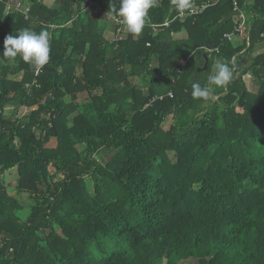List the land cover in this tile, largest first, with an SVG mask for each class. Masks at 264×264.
Masks as SVG:
<instances>
[{
	"label": "trees",
	"instance_id": "obj_1",
	"mask_svg": "<svg viewBox=\"0 0 264 264\" xmlns=\"http://www.w3.org/2000/svg\"><path fill=\"white\" fill-rule=\"evenodd\" d=\"M89 1L0 0V55L22 29L52 34L37 76L0 56V264H264V0H237L249 44L223 38L231 0L184 20L158 0L138 37ZM217 61L232 81L193 98Z\"/></svg>",
	"mask_w": 264,
	"mask_h": 264
},
{
	"label": "clouds",
	"instance_id": "obj_2",
	"mask_svg": "<svg viewBox=\"0 0 264 264\" xmlns=\"http://www.w3.org/2000/svg\"><path fill=\"white\" fill-rule=\"evenodd\" d=\"M177 11H187L193 6V0H171ZM158 0H120L117 8L110 0V8L106 16L120 18L126 30L135 36L142 33L148 22L149 11L156 7ZM52 34L47 29L39 33L28 28L22 29L18 34L9 35L4 40V51L0 55L15 60L19 58L23 62L34 64L43 68L50 60ZM234 68L228 63L217 61L214 74L210 75L202 86L199 82H193V98L203 101L214 99L213 86L226 87L233 79ZM26 87V86H25Z\"/></svg>",
	"mask_w": 264,
	"mask_h": 264
},
{
	"label": "built area",
	"instance_id": "obj_3",
	"mask_svg": "<svg viewBox=\"0 0 264 264\" xmlns=\"http://www.w3.org/2000/svg\"><path fill=\"white\" fill-rule=\"evenodd\" d=\"M199 1L200 0H194L193 6L191 7V9H189L187 11H183V12L176 11L173 20H177V19L178 20H184L188 17L201 14L205 9H207L212 4L210 1H206V0L205 1L201 0V2H199ZM215 1H218V0H215ZM231 1H232V6H233L234 11H235L234 27H233V31L230 33L224 34L223 38H224V40H227L229 42L235 41L236 39L245 40L246 43L249 44V33H250L251 27H250V23L248 22V19H247V17H248V13L246 10L247 9V3H244L243 7H240L237 0H231ZM84 3L85 4H91V1L84 0ZM172 12H173V10H170V12L167 16V19L160 26H168L169 25V16L171 15ZM108 19L113 21L117 25L120 24V18H116L115 16H108ZM152 27L155 30V28L157 26L153 25ZM119 31L120 30H117V32H119ZM38 74H39V68L37 67L35 70V75L37 76ZM25 86H26V88H28L29 84H26ZM167 95L169 97H172L171 93H168ZM155 99L161 100L162 96L155 97Z\"/></svg>",
	"mask_w": 264,
	"mask_h": 264
},
{
	"label": "rangeland",
	"instance_id": "obj_4",
	"mask_svg": "<svg viewBox=\"0 0 264 264\" xmlns=\"http://www.w3.org/2000/svg\"><path fill=\"white\" fill-rule=\"evenodd\" d=\"M26 12H27V9H26ZM116 32L113 30V29H107L105 31V39L106 40H109L110 42L114 41V39L116 38ZM125 37V34H123V38ZM138 37V36H136ZM203 69V68H202ZM214 74V69L211 71L210 75ZM209 75V76H210ZM208 76V77H209ZM21 77H17V79L19 80ZM244 81L247 83V86H248V89H250L251 91L256 89V85H257V80L254 79L252 76L250 75H247L244 77ZM134 82L135 83H139L138 79H134ZM168 90V85L167 84H162L160 87H157V91L161 94V93H165L166 91ZM220 96V95H219ZM218 95H215L214 96V100H216L218 97ZM86 93L85 92H81L79 93L78 95V99L81 103H83L86 99ZM12 110L13 108H6L5 111H4V114L5 116H10L12 114ZM32 111V108H27V107H23L21 108L20 110L17 111V117L19 119H21L22 117L28 115L30 112ZM171 120L170 117H168L166 119V121L164 122L163 124V128L164 129H167V125H168V122ZM110 156V153H104V152H99L96 154V161H99V162H104L106 160H108L109 156ZM3 179L4 181L13 186L14 183H16V179H17V169H14L12 171H9L7 173H5L3 175ZM16 199L17 201L22 205V206H26L27 203H29V199H28V195L26 194H18L16 196ZM187 264V263H186Z\"/></svg>",
	"mask_w": 264,
	"mask_h": 264
},
{
	"label": "water",
	"instance_id": "obj_5",
	"mask_svg": "<svg viewBox=\"0 0 264 264\" xmlns=\"http://www.w3.org/2000/svg\"><path fill=\"white\" fill-rule=\"evenodd\" d=\"M206 69H207V63L204 65L203 69L200 71H206Z\"/></svg>",
	"mask_w": 264,
	"mask_h": 264
},
{
	"label": "crops",
	"instance_id": "obj_6",
	"mask_svg": "<svg viewBox=\"0 0 264 264\" xmlns=\"http://www.w3.org/2000/svg\"><path fill=\"white\" fill-rule=\"evenodd\" d=\"M171 123H172V120H170V121L168 122L167 128H168V126H170Z\"/></svg>",
	"mask_w": 264,
	"mask_h": 264
}]
</instances>
